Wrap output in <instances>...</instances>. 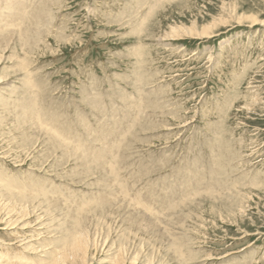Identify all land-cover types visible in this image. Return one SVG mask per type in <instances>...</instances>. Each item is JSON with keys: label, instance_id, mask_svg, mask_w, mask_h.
Masks as SVG:
<instances>
[{"label": "rangeland", "instance_id": "1", "mask_svg": "<svg viewBox=\"0 0 264 264\" xmlns=\"http://www.w3.org/2000/svg\"><path fill=\"white\" fill-rule=\"evenodd\" d=\"M89 220L86 264H264V0H0V264Z\"/></svg>", "mask_w": 264, "mask_h": 264}, {"label": "bare ground", "instance_id": "2", "mask_svg": "<svg viewBox=\"0 0 264 264\" xmlns=\"http://www.w3.org/2000/svg\"><path fill=\"white\" fill-rule=\"evenodd\" d=\"M192 31L193 30L189 29L187 30V33L191 35L195 34V32H192ZM208 31H210V29L206 28L202 30L200 33H202L203 35H208ZM93 223L95 222L94 221L90 222L89 220V222L85 221V223H82L81 226L77 225L78 227H75L73 230V233H71L72 240L68 242L67 244H65V246L63 245L64 247L62 246L63 248H61V251L59 252H57V250L55 251L56 254L54 253L55 256H54L52 264H70V263L86 264L90 251L93 248H98V245H99L98 242L93 238L92 229L95 228L97 224L96 223L94 226ZM97 226L99 227L100 225L98 224ZM91 227L93 228L91 229ZM98 227H96V229ZM129 255H130L129 252L124 247L120 248L119 252L114 255L110 264H126L129 258ZM8 259H12V258L8 256ZM138 259H139V254H136L134 256L130 255V258H129L130 264H136V262H138ZM47 262L48 261H46L45 264H50ZM5 264H13V262L11 261V263L7 262Z\"/></svg>", "mask_w": 264, "mask_h": 264}]
</instances>
